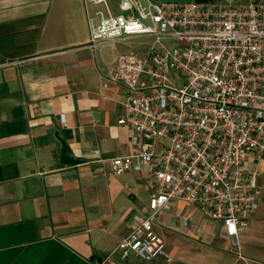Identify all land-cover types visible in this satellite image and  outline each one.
<instances>
[{
	"label": "crops",
	"instance_id": "crops-1",
	"mask_svg": "<svg viewBox=\"0 0 264 264\" xmlns=\"http://www.w3.org/2000/svg\"><path fill=\"white\" fill-rule=\"evenodd\" d=\"M96 9L0 0V264H99L148 213L144 174L111 170L129 132L117 124L123 89L107 82L121 54L102 51L123 41L90 43ZM61 142L79 164H62ZM243 167L256 172L259 207L234 240L173 201L154 221L165 254L110 264H264V162L249 155Z\"/></svg>",
	"mask_w": 264,
	"mask_h": 264
},
{
	"label": "built area",
	"instance_id": "built-area-1",
	"mask_svg": "<svg viewBox=\"0 0 264 264\" xmlns=\"http://www.w3.org/2000/svg\"><path fill=\"white\" fill-rule=\"evenodd\" d=\"M85 1L97 8L93 46L152 39L144 57L119 55L107 79L123 89L117 124L130 148L111 170L144 174L148 213L99 264L163 256L154 221L173 201L194 205L234 240L259 207L256 172L243 166L249 155L264 162V0Z\"/></svg>",
	"mask_w": 264,
	"mask_h": 264
},
{
	"label": "rangeland",
	"instance_id": "rangeland-1",
	"mask_svg": "<svg viewBox=\"0 0 264 264\" xmlns=\"http://www.w3.org/2000/svg\"><path fill=\"white\" fill-rule=\"evenodd\" d=\"M206 1L209 2L211 1L213 3H241L243 0H206ZM109 2L111 5H113L114 0H109ZM180 2L186 3L190 1L180 0ZM113 12L116 13V10H114ZM151 45H152V39H148V38L131 39L128 40L127 42H123L114 47L103 48L102 53L106 61H109L113 55L115 56L117 54H125L128 52H132L139 57H144L148 53ZM162 45L167 48H173L176 47V41L165 39L162 41ZM155 47L157 48L158 46L156 45Z\"/></svg>",
	"mask_w": 264,
	"mask_h": 264
},
{
	"label": "water",
	"instance_id": "water-1",
	"mask_svg": "<svg viewBox=\"0 0 264 264\" xmlns=\"http://www.w3.org/2000/svg\"><path fill=\"white\" fill-rule=\"evenodd\" d=\"M60 157H61V162L64 165H69V164L77 165V164L80 163L78 160L67 156V154H66V147H65V144L63 142H61V153H60Z\"/></svg>",
	"mask_w": 264,
	"mask_h": 264
}]
</instances>
